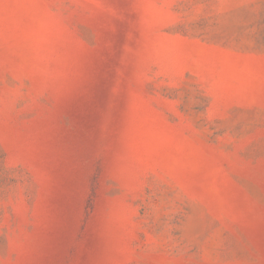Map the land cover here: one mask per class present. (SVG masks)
<instances>
[{"label":"rangeland","instance_id":"obj_1","mask_svg":"<svg viewBox=\"0 0 264 264\" xmlns=\"http://www.w3.org/2000/svg\"><path fill=\"white\" fill-rule=\"evenodd\" d=\"M0 264H264V0H0Z\"/></svg>","mask_w":264,"mask_h":264}]
</instances>
